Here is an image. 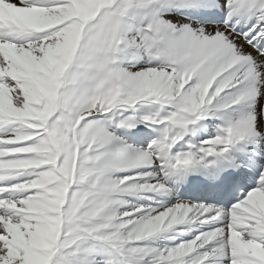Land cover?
<instances>
[{"label": "snow or ice", "instance_id": "1", "mask_svg": "<svg viewBox=\"0 0 264 264\" xmlns=\"http://www.w3.org/2000/svg\"><path fill=\"white\" fill-rule=\"evenodd\" d=\"M0 264H264V0H0Z\"/></svg>", "mask_w": 264, "mask_h": 264}]
</instances>
